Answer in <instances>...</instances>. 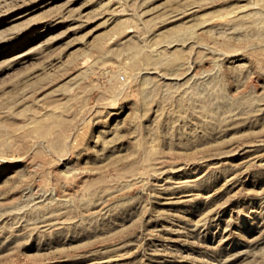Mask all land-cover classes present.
<instances>
[{
  "label": "rangeland",
  "instance_id": "obj_1",
  "mask_svg": "<svg viewBox=\"0 0 264 264\" xmlns=\"http://www.w3.org/2000/svg\"><path fill=\"white\" fill-rule=\"evenodd\" d=\"M0 264H264V0H0Z\"/></svg>",
  "mask_w": 264,
  "mask_h": 264
}]
</instances>
